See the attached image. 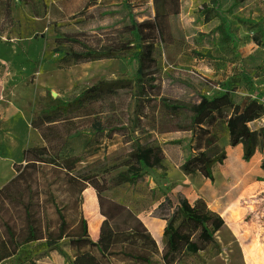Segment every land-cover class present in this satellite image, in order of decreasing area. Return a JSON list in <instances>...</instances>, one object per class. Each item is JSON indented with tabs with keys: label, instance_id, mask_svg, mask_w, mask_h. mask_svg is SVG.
Returning <instances> with one entry per match:
<instances>
[{
	"label": "rangeland",
	"instance_id": "1",
	"mask_svg": "<svg viewBox=\"0 0 264 264\" xmlns=\"http://www.w3.org/2000/svg\"><path fill=\"white\" fill-rule=\"evenodd\" d=\"M91 1L34 0L29 5L38 17H31L22 1H13V16L18 25L0 35V190L11 195L19 193L23 184L14 181L17 166L41 163L31 149L46 146L64 167L78 168L94 163L92 170L106 182L104 196L143 213V209L153 205L152 188H165L155 172L147 173L145 181L142 179L136 185L115 184L117 174L127 168V146L144 132L155 131L160 117L157 102L163 98L187 103L200 112L223 106L228 100L217 99L225 97L215 82L228 80L233 68L237 73L251 72L256 83L249 91L243 83L236 84L233 98L237 102L244 95H256L264 90V3L221 0L222 9L230 19L233 51L221 46L197 45L200 34L211 32L219 24V20L203 16L202 11L210 5V0H164L158 4L155 0H128L143 36L160 44L155 51L147 53L149 58L143 61L142 72L129 58L104 59L60 70L56 62L61 55L55 52L54 42L58 34L67 38H91L128 36L133 30L130 13L120 4L123 0H98L99 6H90ZM164 11L165 14L156 15ZM229 60H235V65ZM116 80L127 82L120 92L104 95L65 114L63 120L40 129L32 127V120L42 115L41 99L48 92L54 99L65 101ZM218 144L221 148L227 144L225 131ZM231 161L236 162V153ZM169 165L172 171H180L172 161ZM217 173L220 180L221 170ZM88 190L95 189L89 186ZM81 198L79 194L78 205H68L65 209L73 223H78L83 214ZM259 205L264 209V201ZM205 210L198 203L194 215ZM194 215L181 222L180 234L189 230ZM252 219L249 214L239 222L251 223ZM258 223L262 227L258 238L264 241V210ZM220 236L228 246L227 239L223 234ZM242 237L249 238L246 232ZM216 239L221 248L218 234ZM171 245L169 242L168 250ZM45 250L44 241L28 243L18 255L2 264L27 260L31 254H42ZM215 252L210 247L209 259ZM70 256L71 252L67 256L53 252L40 264H63L65 257ZM202 261L187 257L180 264H202ZM213 264L226 263L219 259Z\"/></svg>",
	"mask_w": 264,
	"mask_h": 264
},
{
	"label": "trees",
	"instance_id": "2",
	"mask_svg": "<svg viewBox=\"0 0 264 264\" xmlns=\"http://www.w3.org/2000/svg\"><path fill=\"white\" fill-rule=\"evenodd\" d=\"M13 1L0 0V35L18 25L13 16ZM20 1L31 17L39 16L29 5L34 0ZM97 1L92 0L89 5L99 6ZM123 1L120 4L128 9L133 26L130 34L91 38H67L58 34L54 41L55 52L61 55L56 62L58 69L65 70L104 59L129 58L142 72V63L149 58L147 53L155 51L160 44L157 40H148L143 36L130 2ZM159 2L164 3V0H155V3ZM202 13L206 19L219 20V24L211 32L200 34L197 45L221 46L235 51L234 46H230L233 41L230 19L222 9V1L210 0V5ZM163 14L165 11L156 15ZM229 61L235 65V60ZM126 83L125 80L104 82L94 91H83L65 101L54 99L48 92L41 99L42 115L32 120V127L40 129L46 124L63 120L65 114L77 111L104 95L120 92ZM240 83L249 91L256 84L255 76L249 71L237 73L236 68H233L228 80L215 82L224 92L222 97H225L217 99H226L228 102L224 101L223 106L207 112H200L184 102L161 99L157 102L160 117L155 131L144 132L127 146V168L117 174L115 184L136 185L142 179L145 181L147 173H158L165 189L152 188L150 198L153 204L157 203L153 216L166 222L164 243L168 245L172 242L165 254H162L152 234L143 228L115 231L110 238L109 250L104 251L91 238L84 214L78 223H73L65 209L68 205H78L79 194H82L81 199L84 201V193L89 186L104 196L106 182L101 181L99 174L92 170L94 163L67 168L51 155L48 147L43 146L31 149L42 160L41 163L29 162L17 166L14 181L22 182V190L14 195L0 190V264L18 255L24 245L36 241L47 244L46 252L31 254L27 260L12 264H40L53 252L63 256L71 252L63 264H180L184 258H195L209 247L215 249V256L219 255L221 248L216 235L225 225L224 218L209 209L194 215L193 205L183 194L178 193L172 198L176 183L165 184L170 170L169 161L184 172L200 173L215 182V166L227 159L226 150L218 144L226 130L231 146L243 145L245 161H251L257 151L263 154L261 167L264 170V122L261 121L264 117V90L256 95H244L237 102L233 94L236 84ZM193 215L189 230L180 234L181 222ZM202 262L206 264L205 260Z\"/></svg>",
	"mask_w": 264,
	"mask_h": 264
},
{
	"label": "crops",
	"instance_id": "3",
	"mask_svg": "<svg viewBox=\"0 0 264 264\" xmlns=\"http://www.w3.org/2000/svg\"><path fill=\"white\" fill-rule=\"evenodd\" d=\"M238 49H242L241 46L238 45ZM261 121L264 122L263 118ZM225 137L227 144L222 148L227 152V159L223 164L215 166V182L200 173L184 172L174 163L180 171L170 169L165 185H169L170 182L176 183L172 189V198L181 193L194 209L201 203L206 209L220 214L225 220V225L217 233L222 244L221 253L209 259L211 257L209 247L192 259L205 260L206 264H213L219 259L226 264H264V241L258 238L259 231L262 230L258 218L264 210L259 205L264 201V170L261 167L263 154L257 151L251 161H245L243 145L231 146L227 130ZM234 153L236 162L231 161ZM220 170L219 180L217 172ZM85 193L83 214L88 220L90 236L104 251L109 250L110 238L115 231L140 228L152 234L162 254L168 251V246L164 243L166 222L153 216L157 203L149 209H143V213H136L128 205L102 196L95 190L91 192L87 189ZM244 204L246 205L243 206ZM249 214L253 218L251 223L239 222ZM93 228L95 232L92 231ZM243 232H246L249 238H243ZM221 234L227 239L228 246L221 238Z\"/></svg>",
	"mask_w": 264,
	"mask_h": 264
},
{
	"label": "built area",
	"instance_id": "4",
	"mask_svg": "<svg viewBox=\"0 0 264 264\" xmlns=\"http://www.w3.org/2000/svg\"><path fill=\"white\" fill-rule=\"evenodd\" d=\"M263 3H264V0H261ZM263 50H264V47H263Z\"/></svg>",
	"mask_w": 264,
	"mask_h": 264
}]
</instances>
